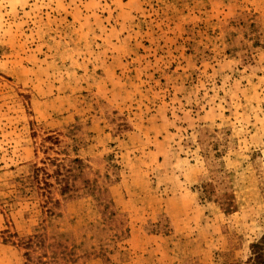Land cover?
<instances>
[{
  "label": "rangeland",
  "instance_id": "1",
  "mask_svg": "<svg viewBox=\"0 0 264 264\" xmlns=\"http://www.w3.org/2000/svg\"><path fill=\"white\" fill-rule=\"evenodd\" d=\"M263 235L264 0H0V264H250Z\"/></svg>",
  "mask_w": 264,
  "mask_h": 264
},
{
  "label": "trees",
  "instance_id": "2",
  "mask_svg": "<svg viewBox=\"0 0 264 264\" xmlns=\"http://www.w3.org/2000/svg\"><path fill=\"white\" fill-rule=\"evenodd\" d=\"M75 161H79V160H75ZM213 187V185L211 184H206L203 186V193L205 195V198L208 200H212L214 195H215V191H210L209 188ZM224 211L227 214H231L232 212L237 211L236 207L234 206L233 202H225L224 203ZM29 243V242H28ZM27 242H24L23 240H21V245L22 246H30ZM251 249V257L249 258V263L250 264H264V235L257 241L254 242L253 244H251L250 246Z\"/></svg>",
  "mask_w": 264,
  "mask_h": 264
}]
</instances>
